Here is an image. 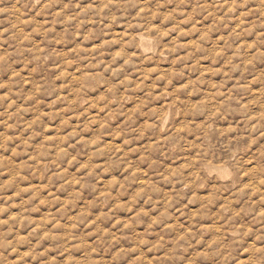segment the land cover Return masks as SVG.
<instances>
[{"label": "clouds", "instance_id": "1", "mask_svg": "<svg viewBox=\"0 0 264 264\" xmlns=\"http://www.w3.org/2000/svg\"><path fill=\"white\" fill-rule=\"evenodd\" d=\"M0 264H264V0H0Z\"/></svg>", "mask_w": 264, "mask_h": 264}]
</instances>
